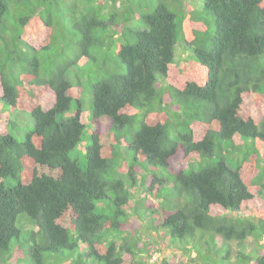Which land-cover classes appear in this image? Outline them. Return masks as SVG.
Segmentation results:
<instances>
[{"label": "trees", "instance_id": "obj_1", "mask_svg": "<svg viewBox=\"0 0 264 264\" xmlns=\"http://www.w3.org/2000/svg\"><path fill=\"white\" fill-rule=\"evenodd\" d=\"M195 2L0 0V104L33 124L0 118L1 264H146L159 241L181 264H264V0ZM116 34L80 166L67 74Z\"/></svg>", "mask_w": 264, "mask_h": 264}, {"label": "rangeland", "instance_id": "obj_2", "mask_svg": "<svg viewBox=\"0 0 264 264\" xmlns=\"http://www.w3.org/2000/svg\"><path fill=\"white\" fill-rule=\"evenodd\" d=\"M64 1L66 3H70L74 0H62V3L65 4ZM159 1L160 0H148L149 6L145 14L148 12H151L152 7H155L159 3ZM195 1L196 2L193 3L194 8H196L197 12L199 13L203 10L202 8L203 0H195ZM136 16H139V14H136ZM111 34H114V32H112ZM112 39L114 41V44L111 50H108V51L104 50L102 52L93 51L90 54L88 59L81 60L78 63L77 67L71 70L70 72H68L67 74V80L69 81L70 86H71L70 91H69V96L73 98V100L71 102L69 110L64 114L63 119H67L73 114H75L77 110L76 101H79L80 107L82 110L81 113L83 116V121L85 123V127H84V130L82 131L80 140L77 143L74 150L70 153L71 160L75 161L80 166L84 165L85 150H86V147L91 143L90 137H91V132H92L93 125H94L92 124L94 117L92 116V86L91 85L103 79L108 72L113 71L114 62H115V60L113 59L115 56L114 53L116 51V46L119 45L121 42L117 34L114 35ZM93 59L95 60L93 61ZM185 59H187V52L183 49V46L180 44L179 46L176 47V50H175L176 63L180 64V62ZM160 85L161 84L159 83L157 87H159ZM14 113L15 112L9 111V109L6 106L0 104V118L4 115H8L12 120L16 121L23 130L28 131V130L33 129L32 121H28L27 118L21 113H16L15 115H13ZM101 123L107 124L108 120L106 118H103L101 120ZM15 135H16L15 139L21 142L22 141L21 134L17 133ZM100 140L102 144H105L107 142L106 134H104V136L102 135ZM130 141H131V138L130 136H128V142ZM125 146L126 145H122L121 147L124 148ZM222 149L225 151V153L223 154L225 163L229 167L234 168L235 165L233 164L232 160L236 159L235 158L236 155H238L240 159H241V156L239 154H236L235 151L230 150L227 147V144L225 143L222 144ZM124 157H127L125 161L127 163H130L132 161V152L131 151L125 152ZM220 157H221L220 155L216 154V156H214V159H219ZM125 165L128 166V164L126 163ZM197 168H198L197 161L182 163V169L184 171H188L189 169L196 170ZM139 172L143 173L145 176V173L141 170V168ZM157 175L162 176L168 181L171 179L169 175L162 174V171L157 172ZM137 178L138 179L136 182V186L130 189L131 194H132V198H131L132 202L135 200L137 201L138 198L143 197L144 194L142 193L145 192V187H143L142 185H139V176H137ZM147 204L153 205V206L157 205L156 201L154 200L147 202ZM132 220L133 219H131V221ZM19 222L20 221H18L17 225L19 224ZM132 224L136 225V221L133 220ZM141 232H143L142 234L148 233L150 236H152V239H155V240L157 239L155 234H153L151 231H148L145 228H143ZM159 244H160L159 247L155 244H152L151 247H149V249L151 250L150 253L151 254L153 252L154 253L149 260L147 258L144 259L146 264H160L162 259L164 258H167L170 264H181V261H184V260L189 261V257L187 258L183 254L174 253L171 249L172 247L167 248L165 244H163V242H160V241H159ZM157 249H160V250H157ZM233 257H234V254H233Z\"/></svg>", "mask_w": 264, "mask_h": 264}, {"label": "clouds", "instance_id": "obj_3", "mask_svg": "<svg viewBox=\"0 0 264 264\" xmlns=\"http://www.w3.org/2000/svg\"><path fill=\"white\" fill-rule=\"evenodd\" d=\"M69 91H70V89H69ZM69 91H68V95H69ZM72 100H73V98H71ZM82 111V110H81ZM13 112H15L13 115H15L16 113H20V112H18V111H13ZM5 116V115H4ZM25 117H26V115H24ZM11 119V118H10ZM14 121V120H13ZM16 122V121H15ZM1 264V263H0Z\"/></svg>", "mask_w": 264, "mask_h": 264}]
</instances>
